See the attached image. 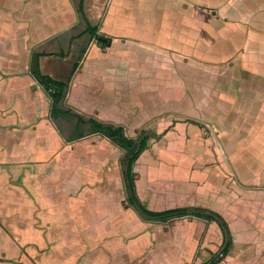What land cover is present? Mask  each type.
Listing matches in <instances>:
<instances>
[{"label":"crops","instance_id":"obj_1","mask_svg":"<svg viewBox=\"0 0 264 264\" xmlns=\"http://www.w3.org/2000/svg\"><path fill=\"white\" fill-rule=\"evenodd\" d=\"M90 26L110 42L94 41ZM37 69L67 81L59 111ZM154 98L160 104L150 106ZM90 116L122 124L131 136L142 126L158 134L134 162L137 194L150 209L216 211L263 193L264 0H0V214L32 196L27 186L40 195L36 203H48L50 185L66 201L75 236L89 233L78 209L100 211L99 200L87 197L89 180L74 164L85 154L73 146L103 140L122 149L92 131ZM244 160L259 169L244 170ZM228 164L237 180L224 176ZM152 219L143 217L144 233H129L130 246L127 237L109 239L111 252L132 253L131 264H199L224 240L213 219L187 214L150 227ZM225 220L232 242L215 264H245L252 255L264 264V217L259 238L244 235L238 217ZM0 225L10 233L1 217ZM208 225L212 242L201 237ZM10 253L3 258H15Z\"/></svg>","mask_w":264,"mask_h":264},{"label":"rangeland","instance_id":"obj_2","mask_svg":"<svg viewBox=\"0 0 264 264\" xmlns=\"http://www.w3.org/2000/svg\"><path fill=\"white\" fill-rule=\"evenodd\" d=\"M188 102V99H184L179 101L177 105L183 108ZM156 104H160L157 98H154L149 103L150 106ZM142 128L147 129L145 126H142ZM210 132L207 130L206 133ZM138 133L139 130L136 129L133 135L136 136ZM73 150L76 155L85 154L84 157L80 156L77 158L76 160L80 158L81 160L74 162V164L79 166L80 172L86 176L85 179L89 180L87 184H89L91 190L87 197H90L91 200H99L100 211L92 209L91 206L89 207V212L86 207L80 206L78 209L84 210L85 218L87 219L88 217L90 220V226H88L89 228L87 227L89 236H87L88 234L83 236L82 233H80V237L75 236L73 232L75 229L71 227V215L70 213L68 214L69 211H67L65 199L59 198L60 192H54L55 190L50 189L51 186L49 185L47 189L44 188L43 190L45 191V201H48V203L44 201L36 203L35 198L36 196L40 197V195L38 193L36 195L33 192L34 190L32 191V188L27 186L24 189H26L28 194L32 195L28 197L32 205L30 206V203H27L29 202L28 199L25 203L19 200V205L10 206V209H14L11 214L6 211L0 214L2 222L7 226L6 230L10 232L4 234L2 229H0V264H39L42 260H48L46 264H131L133 261V254L129 252V255L121 253L117 257L110 250L112 245L107 242L109 239H115V237L120 242H125L124 238L127 237L130 246V232L134 233L132 235L134 237L146 231H142V226L144 225L142 219L144 216L127 200L124 172V159L126 157H123V150L103 140H86L74 145ZM201 150L205 152L204 147ZM202 157L205 158L204 153ZM71 164L72 162H65V165ZM244 165H246L244 170L253 172L259 169L260 164L254 160H244ZM235 166L238 168L237 164ZM225 169L226 173L224 176L227 180L230 176H234V179L237 180L234 175L236 174L234 167L228 164ZM211 175L213 176V173ZM213 181L220 184L221 178L217 176ZM236 183H239V181H236ZM97 188H105L107 193L104 196L103 194L92 193L97 191ZM236 188L240 190V187L236 186ZM18 189L20 192L21 189ZM13 192L15 193L16 191L14 190ZM236 193L238 194V191ZM244 200L248 201L244 205L239 203L228 209L222 208L216 209V211L227 220L230 217L233 219L238 217L241 220L244 235L249 236L251 233L255 238H259L263 235V232L258 231L260 228L258 227L260 226L258 220L264 217L262 215L264 214V191L255 198L251 197ZM103 206L106 207L105 211L101 210ZM50 208H54V212ZM15 210L18 211L15 212ZM100 216L103 220L102 222L101 220L97 222L96 219L100 218ZM153 221L149 222L150 227L153 224L154 226L158 224L155 222L157 221L156 219ZM207 227V232L204 231L201 236L202 241L212 242L213 239L211 237L206 240L208 233L211 234V226L208 225ZM217 231L218 242H221L223 233L220 228H217ZM114 233L119 234L123 238ZM148 233L151 234L150 231ZM56 240L57 242L55 243ZM219 245L218 243L217 246ZM138 248L144 249L145 245L139 244ZM90 249L91 252H88ZM203 249L201 247L197 255ZM8 252H11L10 256L12 258L14 256L15 258L10 260L3 258ZM34 252L40 253L41 258L28 255V253L33 254ZM85 253L86 255H84ZM245 264H263V261L261 257L258 258L257 255H252Z\"/></svg>","mask_w":264,"mask_h":264},{"label":"trees","instance_id":"obj_3","mask_svg":"<svg viewBox=\"0 0 264 264\" xmlns=\"http://www.w3.org/2000/svg\"><path fill=\"white\" fill-rule=\"evenodd\" d=\"M89 28L101 44H108L110 42V38L100 36L99 33L96 34L95 26L93 27L90 26ZM35 72H36V76L39 82L44 85V87L48 90V92L50 88H54V91L49 92V93L51 94L53 98V109L54 108L57 109L56 104L66 94L65 88L68 85L67 81L57 80L51 77L50 75L41 74L38 69ZM62 110L67 111V109L66 110L60 109V111ZM68 110H70V108ZM57 111H59V108L57 109ZM89 121L92 125V131L99 132L109 137L111 140L119 144L121 148L124 150L123 157L124 158L126 157L124 159V172H125V162L129 158V167H128L129 183L127 182V177L125 175V185L127 189V200L133 207H135L134 203L137 202L141 206V208L144 210V212L148 215L149 218H154L162 222H167L171 220L172 218L187 215V214L205 217L208 219L216 220L220 224L221 227L222 225H225L229 231V227H228V224L225 218L218 211L211 210L214 214L218 216L221 222L218 219H216L214 215H206L200 211V210H210L205 207L176 206V207H170V208H165L161 210H154V209H150L149 207H147L141 201V199L139 198L137 194L136 187H135V171H134L135 160L137 159L139 154L148 146V139L150 136L148 134L143 135L146 132V129L141 128L139 130V133L136 136H131L126 133V128L122 124L115 123L112 121L100 120L93 116L89 117ZM140 138H141V141L140 143H138L137 140ZM231 242H232V238L229 232V240L226 246L224 247V249L219 252V249H220L219 248L217 251L213 252L207 260L202 261L199 264H205L209 260H212L210 264H215L216 262H219L223 258V256L228 252Z\"/></svg>","mask_w":264,"mask_h":264},{"label":"water","instance_id":"obj_4","mask_svg":"<svg viewBox=\"0 0 264 264\" xmlns=\"http://www.w3.org/2000/svg\"><path fill=\"white\" fill-rule=\"evenodd\" d=\"M148 134L149 136H158V134H156L153 130L151 129H146V132L143 134ZM141 138L137 140L138 143H140ZM128 167H129V158L126 160L125 162V175L127 177V182L129 183V178H128ZM135 208L137 209V211H139V213H141L142 215L148 217V215L144 212V210L141 208V206L135 202L134 203ZM203 214L206 215H214L216 219L219 220L218 216L216 214H214L211 210H200ZM220 221V220H219ZM221 222V221H220ZM223 231H224V242L222 244V246L219 249V252L221 250L224 249V247L226 246L228 240H229V231L227 229V227L225 225H222ZM212 260L207 261L205 264H210Z\"/></svg>","mask_w":264,"mask_h":264},{"label":"built area","instance_id":"obj_5","mask_svg":"<svg viewBox=\"0 0 264 264\" xmlns=\"http://www.w3.org/2000/svg\"><path fill=\"white\" fill-rule=\"evenodd\" d=\"M94 41H98V39L96 38V37H94V39H93ZM54 91V88H50L49 89V92H53Z\"/></svg>","mask_w":264,"mask_h":264}]
</instances>
